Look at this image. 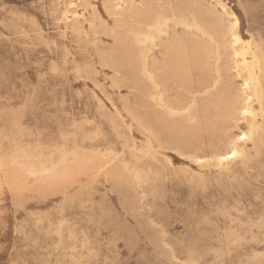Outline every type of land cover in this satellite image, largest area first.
<instances>
[{
	"label": "rangeland",
	"instance_id": "rangeland-1",
	"mask_svg": "<svg viewBox=\"0 0 264 264\" xmlns=\"http://www.w3.org/2000/svg\"><path fill=\"white\" fill-rule=\"evenodd\" d=\"M117 1L0 0V161L8 165L20 152L40 154L49 166L64 151L115 156L76 174L60 192L66 196L57 195L56 183L54 192L51 181L1 167L0 264H264L261 105L254 119L228 129L236 134L253 124L261 135L238 159L197 163L171 142L164 146L172 130L145 123L134 71L124 75L112 65L130 36L118 35L117 24L147 0L127 8ZM196 1L227 3L242 37L264 46V7L250 17L241 0ZM207 139L202 147L210 150Z\"/></svg>",
	"mask_w": 264,
	"mask_h": 264
},
{
	"label": "bare ground",
	"instance_id": "bare-ground-1",
	"mask_svg": "<svg viewBox=\"0 0 264 264\" xmlns=\"http://www.w3.org/2000/svg\"><path fill=\"white\" fill-rule=\"evenodd\" d=\"M153 1L145 5H142V1L140 8L136 4L138 9L129 15L121 13L124 17L117 25L120 24L124 33L121 31L118 35L127 33L128 37L130 33V36L127 39L124 37L126 40H122V43L119 40L121 47L113 57L114 61L111 60L112 65L124 75L129 70L134 71L131 83L144 96L145 106L140 112L145 123L150 122L154 128H159L157 131L163 127L160 125L172 130L170 132L167 127L162 130L165 134V130L170 133L163 137L161 143L166 142L164 146L169 147L167 143L171 142L174 147H171L172 151L176 150L182 156L188 155L186 158L192 157L194 160H190L193 161L210 159L213 162L215 160V163H226L240 158L245 145L251 141L258 143L261 135L253 124L247 129L241 127L236 134H230L228 129L241 120L254 119L258 114L256 103L261 105L264 114V46L253 45L242 37L240 19L227 3L219 2L222 5L219 8L216 5H200L196 0H162L160 4ZM131 2L118 0L117 6L127 8L133 4ZM241 5L250 17H254L257 10L264 7V0H241ZM128 10H132V7ZM155 49L160 54L153 59L151 54ZM151 99L155 100V104H152ZM138 127L147 126L139 124ZM143 130L140 131L143 133ZM160 137L158 139L162 140ZM205 137L213 146L210 150L202 147ZM131 145L127 144L128 147ZM164 146L161 145V149ZM147 151L141 149L142 154ZM20 153L21 157H13L8 165L0 161V168L14 177L23 171L21 175L35 176L42 183L51 181V186L56 183L55 186L62 188L58 191L53 186L51 190L58 191L57 195L68 191L69 181L76 174L102 168L115 160L113 153L97 156L64 151L61 158L49 166L51 160H43L40 154ZM112 173L115 174V171ZM116 174L120 175V179L114 176L117 181L125 183V176L117 171ZM138 176L135 178L141 181ZM51 186L48 184V187ZM54 192L51 191L53 195ZM62 195L66 196L67 193Z\"/></svg>",
	"mask_w": 264,
	"mask_h": 264
}]
</instances>
